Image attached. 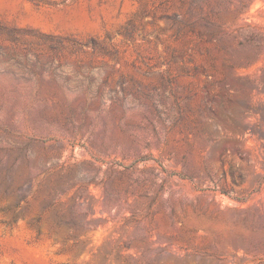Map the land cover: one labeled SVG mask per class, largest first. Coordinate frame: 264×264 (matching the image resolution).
I'll list each match as a JSON object with an SVG mask.
<instances>
[{
	"label": "rangeland",
	"instance_id": "374dc122",
	"mask_svg": "<svg viewBox=\"0 0 264 264\" xmlns=\"http://www.w3.org/2000/svg\"><path fill=\"white\" fill-rule=\"evenodd\" d=\"M0 264H264V0H0Z\"/></svg>",
	"mask_w": 264,
	"mask_h": 264
}]
</instances>
